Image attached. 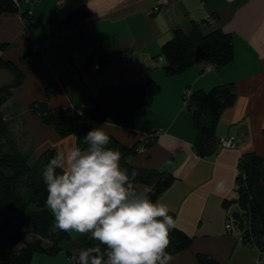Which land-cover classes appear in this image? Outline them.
<instances>
[{
  "label": "crops",
  "instance_id": "obj_1",
  "mask_svg": "<svg viewBox=\"0 0 264 264\" xmlns=\"http://www.w3.org/2000/svg\"><path fill=\"white\" fill-rule=\"evenodd\" d=\"M79 5L86 7L87 15L72 30L68 14ZM25 10H31L32 17L23 18L19 12L0 14V44L6 43L0 57L18 62L29 47L41 52L39 61L19 64L24 80L2 106L24 140L23 146L30 150V159L47 148L57 151L76 144L78 123L74 132L60 137L29 111L31 102L43 99L48 84L55 87L51 106L77 111L101 84L158 82L160 92L151 105L140 109L139 125H118L109 117L100 127L126 146L145 140L149 130H154L153 141L125 161L131 167L168 171L175 178L156 201L169 206L175 226L192 236V243L170 255V264H197L196 253L225 260L229 246L236 245V224L230 215L239 207L235 201L227 206L222 202L236 197L240 156L246 152L264 156V0H22L19 11ZM194 24L201 33L216 28L229 32L233 59L218 68L201 61L166 76L156 57L162 43L173 28L189 31ZM98 49L107 50L111 57L86 72L91 53ZM9 73L12 77L0 67V83L8 80ZM224 82L234 83L235 98L219 114L214 152L199 156L193 147L195 130L184 95ZM229 135L237 138L236 143L220 144L218 139ZM218 182L223 183L222 190H217ZM133 183L138 190L149 188L142 182ZM56 257L46 256V261L31 264H71L69 256Z\"/></svg>",
  "mask_w": 264,
  "mask_h": 264
},
{
  "label": "trees",
  "instance_id": "obj_2",
  "mask_svg": "<svg viewBox=\"0 0 264 264\" xmlns=\"http://www.w3.org/2000/svg\"><path fill=\"white\" fill-rule=\"evenodd\" d=\"M22 0H0V14L18 13L23 18L32 17L31 10L19 11ZM84 5L77 6L68 14L71 23L87 15ZM6 43L0 44V49ZM99 66L107 63L111 54L105 49L91 53ZM162 69L166 76L179 74L190 66L204 61L215 67L230 62L234 57L232 35L216 28L207 33L198 30L194 24L189 31L175 27L170 38L160 47ZM39 48H27L13 62L0 57V67L9 70L12 79L0 84V264H31L36 252L55 254L61 249L63 240L70 238L68 232L53 228L54 217L46 206L47 190L42 172L49 158L55 155L53 148L44 149L35 159L30 150L23 146V139L17 133L2 109L3 104L12 96L13 89L24 80V72L19 64L27 61H39ZM54 85L48 84L43 91V99L29 104V111L44 124L52 127L60 137L74 132L76 123L79 131L76 143H81L83 135L93 127H100L107 119L118 125H139L140 109L151 105L160 92L158 82L149 79L143 82H124L101 84L77 111L69 107L51 106L50 96ZM235 98L234 83L224 82L209 89H195L184 95V106L195 130L193 147L197 155L207 156L214 152L217 145L215 127L221 110L230 105ZM154 130H149L145 140H139L131 146L120 143L109 135V145L121 152V166L129 175L135 172L134 181L149 185L150 199L154 202L160 192L169 187L175 179L165 170L131 167L125 158L134 154L141 145L150 144ZM22 134V133H21ZM235 178L236 197L224 199L223 205L235 201L238 211L230 219L241 229V240L256 245L259 252H264V156L253 152L242 154L238 161ZM174 220V212L169 211ZM31 235V238H27ZM44 241L46 245H44ZM90 234L80 236L73 244L75 254L67 250L68 256L75 257L84 247L95 244ZM192 243V236L174 226L170 231L169 255L187 249ZM197 264L220 263L206 253L195 254ZM259 263V262H258Z\"/></svg>",
  "mask_w": 264,
  "mask_h": 264
},
{
  "label": "clouds",
  "instance_id": "obj_3",
  "mask_svg": "<svg viewBox=\"0 0 264 264\" xmlns=\"http://www.w3.org/2000/svg\"><path fill=\"white\" fill-rule=\"evenodd\" d=\"M109 135L93 127L81 143L61 147L42 177L46 206L63 232L90 234L96 243L72 257L75 264H170L167 248L175 221L170 208L138 190ZM223 189L218 182L217 190Z\"/></svg>",
  "mask_w": 264,
  "mask_h": 264
},
{
  "label": "rangeland",
  "instance_id": "obj_4",
  "mask_svg": "<svg viewBox=\"0 0 264 264\" xmlns=\"http://www.w3.org/2000/svg\"><path fill=\"white\" fill-rule=\"evenodd\" d=\"M9 79L10 80L12 79L10 73H9L8 80ZM8 80H6V81H8ZM1 81L6 82L4 80H1ZM3 82H1V83H3ZM142 146H144V145H141L140 147H142ZM52 226H53V228H56L55 227V220H54ZM233 226L235 227V230H237L236 232H233V236L235 238L236 245L234 247L232 245L229 246L230 248L227 250L228 252L225 255V260L222 261L219 259L218 262L229 263V264H264V252L260 253L258 248L256 247V245H254V244L244 243L240 237L241 233H239V231H241V229L238 227V225H233ZM68 233H69L70 238L62 241L61 249L59 250L57 255H48L45 253L36 252L32 255V262L35 263V262H38L40 260L46 261V256H52L53 258H55L57 256L56 258H59L60 256L63 255L64 257H67L68 256L67 250H71V253L75 254L76 249H74L73 244L78 242L80 236H82V235L77 234L75 232H68ZM44 245H46L45 241H44ZM67 259L70 260L69 262L71 264L75 263L71 260L72 258L69 259V257H67Z\"/></svg>",
  "mask_w": 264,
  "mask_h": 264
},
{
  "label": "built area",
  "instance_id": "obj_5",
  "mask_svg": "<svg viewBox=\"0 0 264 264\" xmlns=\"http://www.w3.org/2000/svg\"><path fill=\"white\" fill-rule=\"evenodd\" d=\"M147 13L148 14L151 13V10H149ZM79 27H80V22H76V23H73L71 25V29L72 30H77ZM159 60L162 61V57H159ZM98 68H99V63H98V61L95 58H93L88 63V67H86V72H92V71H94V70H96ZM207 68H209V66ZM236 140H237V138H235V136H233V135H229V136H226V137H220L218 139L220 144H222L223 146L224 145L225 146H233L236 143ZM225 226L229 227L230 226L229 222H227L225 224Z\"/></svg>",
  "mask_w": 264,
  "mask_h": 264
}]
</instances>
